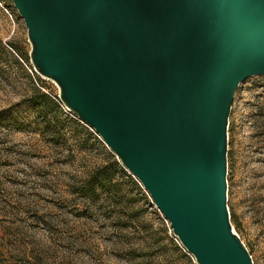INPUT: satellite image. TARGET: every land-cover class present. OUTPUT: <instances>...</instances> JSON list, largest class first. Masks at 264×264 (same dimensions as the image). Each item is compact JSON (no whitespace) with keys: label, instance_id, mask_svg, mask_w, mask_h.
I'll return each mask as SVG.
<instances>
[{"label":"water","instance_id":"water-1","mask_svg":"<svg viewBox=\"0 0 264 264\" xmlns=\"http://www.w3.org/2000/svg\"><path fill=\"white\" fill-rule=\"evenodd\" d=\"M34 70L136 176L197 264H254L227 204L229 116L264 74V0H12Z\"/></svg>","mask_w":264,"mask_h":264},{"label":"rangeland","instance_id":"rangeland-1","mask_svg":"<svg viewBox=\"0 0 264 264\" xmlns=\"http://www.w3.org/2000/svg\"><path fill=\"white\" fill-rule=\"evenodd\" d=\"M9 1L16 14L0 0V255L6 264H197L139 179L90 125L63 103L58 125L39 124L56 109L44 97L47 108L31 106L33 87L52 98L60 91L34 70L27 27ZM89 179L96 186L91 194L84 186ZM227 181L232 229L254 264H264V74L245 79L235 92Z\"/></svg>","mask_w":264,"mask_h":264},{"label":"trees","instance_id":"trees-1","mask_svg":"<svg viewBox=\"0 0 264 264\" xmlns=\"http://www.w3.org/2000/svg\"><path fill=\"white\" fill-rule=\"evenodd\" d=\"M2 1L5 3L6 7H8L9 9H12L13 13H15V9L13 8V6L11 5L9 0H2ZM19 55H20V53H19ZM20 56L26 63H28V61H27L28 59L26 57H24L23 55H20ZM29 78L31 79V76H29ZM37 78L40 79L39 76ZM33 89H34V94L29 98L31 106H34V107L39 108L41 110L47 108L48 104L47 103L43 104L41 102V100H40L41 97H44L46 99V101L48 103H50L53 108L56 109L55 110L56 113L52 114V115H50V114L47 115L48 112L46 111L44 113V115L42 117V120H41V122L39 124L42 125L43 128H44V126L51 125V123H55V124L58 125L59 124V122H58L59 120L57 118L59 116L58 113L62 112V109L60 107V104L62 102H61L60 98L57 97V96H56V98H52L47 93L42 92L41 88H39L37 86H34ZM57 129H58V126H55L54 129H53V132L57 133ZM84 186L86 187V189L89 190L88 194H91L92 192H94L96 190V186H95L94 182L91 179L87 180V184H85ZM3 249H4V247L0 243V254H4ZM1 263H5L6 264V260H4V258H2L1 255H0V264Z\"/></svg>","mask_w":264,"mask_h":264}]
</instances>
